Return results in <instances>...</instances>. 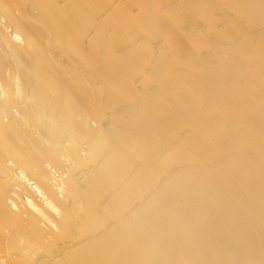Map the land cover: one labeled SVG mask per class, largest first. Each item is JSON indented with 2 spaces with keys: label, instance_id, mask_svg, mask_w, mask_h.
<instances>
[{
  "label": "bare ground",
  "instance_id": "1",
  "mask_svg": "<svg viewBox=\"0 0 264 264\" xmlns=\"http://www.w3.org/2000/svg\"><path fill=\"white\" fill-rule=\"evenodd\" d=\"M0 264H264V0H0Z\"/></svg>",
  "mask_w": 264,
  "mask_h": 264
},
{
  "label": "rangeland",
  "instance_id": "2",
  "mask_svg": "<svg viewBox=\"0 0 264 264\" xmlns=\"http://www.w3.org/2000/svg\"><path fill=\"white\" fill-rule=\"evenodd\" d=\"M98 61V60H97ZM98 63H100L99 61H98Z\"/></svg>",
  "mask_w": 264,
  "mask_h": 264
}]
</instances>
